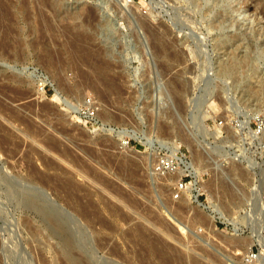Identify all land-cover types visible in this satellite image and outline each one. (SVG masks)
<instances>
[{"label":"rangeland","instance_id":"obj_1","mask_svg":"<svg viewBox=\"0 0 264 264\" xmlns=\"http://www.w3.org/2000/svg\"><path fill=\"white\" fill-rule=\"evenodd\" d=\"M206 1L0 0V264H264V164L225 146L257 153L264 0Z\"/></svg>","mask_w":264,"mask_h":264},{"label":"bare ground","instance_id":"obj_2","mask_svg":"<svg viewBox=\"0 0 264 264\" xmlns=\"http://www.w3.org/2000/svg\"><path fill=\"white\" fill-rule=\"evenodd\" d=\"M195 1H197V0H195ZM206 1V0H205ZM208 1V0H207ZM206 1V2H207ZM213 1H215L214 2V4L216 3V2H218V1H220V0H213ZM221 1H223V2H227L228 0H221ZM210 2V1H209ZM229 2V1H228ZM198 3V2H197ZM211 3V2H210ZM213 3V2H212ZM233 3V2H232ZM231 3V4H232ZM208 4V3H207ZM229 4V3H228ZM227 4V5H228ZM224 6V5H223ZM214 7V6H213ZM225 8H226V6H225ZM78 9H80V8H78ZM209 9V8H208ZM235 9V8H234ZM75 10V9H74ZM213 10V9H212ZM78 11V10H77ZM206 11V10H205ZM236 11V10H235ZM79 12V11H78ZM262 12V11H261ZM207 13H208V11H207ZM233 14V13H232ZM92 15V14H91ZM262 17V16H261ZM90 19V18H89ZM220 20V19H219ZM90 21V20H89ZM221 21V20H220ZM219 23V22H218ZM158 53V52H157ZM57 94V93H56ZM59 95V94H58ZM210 95V94H209ZM54 98L55 99H59V96L57 97V95H55L54 96ZM212 98V97H211ZM200 99V98H199ZM198 100V99H197ZM211 100V99H210ZM55 101V100H54ZM209 101V100H208ZM207 101V102H208ZM204 102V101H203ZM211 104L213 103V105H214V102H210ZM209 102H208V105L210 104ZM198 104V103H197ZM210 104V105H211ZM216 104V103H215ZM201 105H203V104H201ZM212 105V106H213ZM200 106V105H199ZM211 106V107H212ZM72 107V106H71ZM195 107H197V106H195ZM207 107V106H206ZM214 107H216V106H213V109H214ZM202 108V107H201ZM200 108V109H201ZM205 108V107H204ZM208 108H210V107H208ZM72 110H75V108H71ZM203 109V108H202ZM78 110V109H77ZM192 110H194L193 108H192ZM197 110V109H196ZM195 110V111H196ZM210 110L212 111V109L210 108ZM69 111V110H68ZM75 112H76V110H75ZM213 112V111H212ZM214 112H216V111H214ZM195 114H197V116L198 117H196L195 116ZM193 116H195L196 117V120L194 121L195 122V125H194V127H195V131H197V134L198 133H201V135L203 136V135H205V136H211L212 138H214V139H218V134H216L217 132H215V133H213V134H208V132H207V130L204 128V126H203V124H202V122L204 121V119L207 117V114H208V112H200L199 110H197L196 111V113H195ZM209 116V115H208ZM191 118H192V116H191ZM194 118V117H193ZM193 122V121H192ZM191 122V123H192ZM192 124H194V123H192ZM165 129V128H164ZM194 129V128H193ZM168 130V129H167ZM194 133H196V132H194ZM181 134H183V132L181 133ZM186 134V133H185ZM199 135V134H198ZM187 136V135H186ZM190 137V136H189ZM197 137V136H196ZM137 138V137H136ZM202 138V137H201ZM189 139V138H188ZM220 141V140H219ZM222 141V140H221ZM219 142V145L218 146H216V150H215V148H214V150L216 151V152H218V153H220L219 155L220 156H223V155H226L225 153H226V151L227 150H225L226 148L224 147V143L225 142ZM191 143V142H190ZM189 143V144H190ZM202 143V142H201ZM226 144V143H225ZM228 144V143H227ZM153 145V144H152ZM215 146V145H214ZM226 146V145H225ZM180 152V149H179V147L177 146V147H173V148H171V152H170V155H171V158L173 159V160H176L178 163H180V164H182L183 166H184V168H177L173 173L175 174V175H178V176H182V175H184L186 172H188V169L190 168V164H187L182 158L183 157H179L178 156V154H180L179 153ZM232 153V152H231ZM228 155H229V153H228ZM228 155H226V156H228ZM264 167V166H263ZM261 173H263V176H264V168L263 169H261ZM195 176H197L196 174H195ZM197 180V179H196ZM194 185V184H193ZM200 185V184H199ZM196 190V189H195ZM22 192H17V194H18V198H19V201H21V204H22V206L25 208V209H29V210H32V211H34V212H36L38 215H40V217H41V219H43V221H45V222H47V224H49V227H51L52 228V230L54 231V233H56V234H58V235H64V233L66 234V231H65V229H64V221H63V218H61V216L60 215H58V213L55 211V210H53V209H51L50 207H47V206H45L44 205V202H43V200H42V198H40V196H38L35 192H31V191H27V190H21ZM16 192V191H15ZM14 193V192H13ZM194 199H196V196H194ZM63 217V216H62ZM221 217L222 218H224V216H222L221 215ZM68 223V222H67ZM68 234V233H67ZM66 234V235H67ZM67 236H69V235H67ZM67 236H65L64 237V248L66 249V255L68 256H66V258H69V260H71V261H73V262H77V260L74 258V256H73V251H72V248H73V241H72V239L71 238H69V237H67ZM258 238V237H257ZM256 238V239H257ZM262 239V238H261ZM258 240H259V238H258ZM262 241V240H261ZM264 242V241H263ZM263 242H262V251L264 252V244H263ZM160 243V242H159ZM259 243V245L261 244L260 242H258ZM165 245V244H164ZM167 245V244H166ZM252 245V244H251ZM261 246V245H260ZM163 248V247H162ZM169 249H170V247H169ZM158 250V249H157ZM160 250V249H159ZM75 251V250H74ZM162 250H160V252L159 253H162L161 252ZM173 252V251H172ZM64 253V252H63ZM156 254H157V252H156ZM161 255H163V254H161ZM158 256V258H160V257H162V256H160L159 257V254L157 255ZM168 256V255H167ZM172 256V255H171ZM174 256V255H173ZM172 256V257H173ZM164 257V256H163ZM166 257V256H165ZM164 257V258H165ZM168 257H170V256H168ZM165 259H167V258H165ZM168 260H169V258H168ZM167 260V263L169 262ZM172 263V262H171ZM165 264H166V260H165ZM169 264H170V262H169ZM173 264V263H172Z\"/></svg>","mask_w":264,"mask_h":264},{"label":"built area","instance_id":"obj_3","mask_svg":"<svg viewBox=\"0 0 264 264\" xmlns=\"http://www.w3.org/2000/svg\"><path fill=\"white\" fill-rule=\"evenodd\" d=\"M87 108L85 109V113H87ZM221 125V123L219 124ZM238 141L244 142L245 145L253 144L256 145L254 147L257 150V153H249L246 150L247 149H235L233 150L229 145H226L228 149L232 152V155H235L234 162L237 163H245V164H256L253 163L254 158L258 160L257 163L264 164V117H260L256 119V125L251 132L242 133L241 135H238ZM128 142H126V145ZM258 155V157H257ZM178 163L176 160H173L170 156H158L154 165L153 169L154 171L160 175H167L170 173H173L177 168ZM186 187V184L184 183L183 179L180 180V182L176 185V190L180 193L183 191ZM177 198V196L175 197ZM197 202V197L195 199Z\"/></svg>","mask_w":264,"mask_h":264}]
</instances>
